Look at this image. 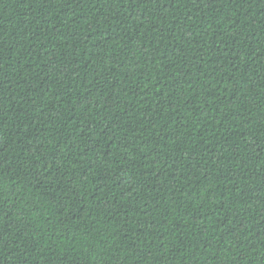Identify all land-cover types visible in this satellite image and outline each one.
<instances>
[{
    "label": "trees",
    "instance_id": "obj_1",
    "mask_svg": "<svg viewBox=\"0 0 264 264\" xmlns=\"http://www.w3.org/2000/svg\"><path fill=\"white\" fill-rule=\"evenodd\" d=\"M0 264H264V0H0Z\"/></svg>",
    "mask_w": 264,
    "mask_h": 264
}]
</instances>
